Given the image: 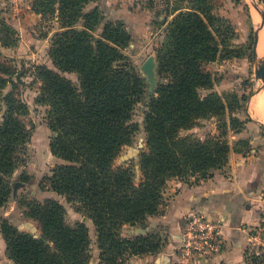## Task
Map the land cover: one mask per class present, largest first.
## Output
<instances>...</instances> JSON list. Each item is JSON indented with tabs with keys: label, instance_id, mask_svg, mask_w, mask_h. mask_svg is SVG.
<instances>
[{
	"label": "trees",
	"instance_id": "16d2710c",
	"mask_svg": "<svg viewBox=\"0 0 264 264\" xmlns=\"http://www.w3.org/2000/svg\"><path fill=\"white\" fill-rule=\"evenodd\" d=\"M55 1L60 8H53ZM88 1L37 0L33 8L58 17L62 27L51 37L55 68L33 66L41 82L35 101L46 107L52 131L50 148L64 161L45 179L94 221L101 250L97 264H134L136 258L162 247L148 217L159 213L167 181L210 176L228 163L232 150L248 148L244 139L231 146L227 135L229 130L241 133L252 120L246 106L241 109L251 94L218 93V78L206 64L252 58L254 35L249 33L245 43L238 41L230 20L214 12L216 0H173L168 5L172 13L180 11L157 48V74L163 80L146 107V148L138 153L137 172L134 166H115L123 147L133 145L138 130L133 110L147 87L126 52L133 34L124 17L107 18L101 8L85 11L82 6ZM0 23L19 34L9 20L1 18ZM250 40L247 53L244 46ZM18 45L16 38L9 48ZM65 72L76 73L78 83ZM4 87L0 86V205L12 194L11 177L25 163L32 130L25 121L28 103L13 91L5 93ZM202 90L208 92L203 95ZM242 110L249 117L246 121L241 120ZM211 117L217 118V135L199 139L183 134L199 119ZM65 214L57 201L35 204L44 237L23 231L9 218L3 220L1 231L13 264H91L87 226L72 227Z\"/></svg>",
	"mask_w": 264,
	"mask_h": 264
},
{
	"label": "rangeland",
	"instance_id": "374dc122",
	"mask_svg": "<svg viewBox=\"0 0 264 264\" xmlns=\"http://www.w3.org/2000/svg\"><path fill=\"white\" fill-rule=\"evenodd\" d=\"M105 1L108 5L112 4V6L116 4L129 6L133 2V0ZM155 3L157 7L154 12L161 10L164 6L162 0H155ZM101 9L107 18L124 17L127 20L128 27L133 34V41L126 49V52L131 56V63L134 69L141 74L147 85L143 98L135 105L133 110V120L138 123V130L134 135L133 145L123 147L115 162L117 167L134 166L138 172V153L146 148V133L144 131L146 107L150 98L155 95L158 83L163 80L158 73L156 84L152 87L147 73L142 69V65L149 55L160 47L163 36H161V30L154 26L153 28L151 27L152 13L146 8H139L136 11L134 8ZM255 9L250 0L215 1L216 12L234 24L239 34L237 40L242 42L245 41L249 33L254 35L255 27L261 22L260 14ZM84 10L87 11L89 8H84ZM1 18L12 22L18 28L20 35L0 23V86H5L3 90L5 93L13 91L28 103L29 112L25 116V121L32 130L25 154V163L19 166L11 177L13 182L12 194L5 204L0 205V264H13V261L8 256L7 245L1 231L3 220L9 218L23 228V231L32 232L36 237H44L41 222L34 215V206L36 203H45L47 200L57 201L64 206L66 221L72 227H75L77 223H83L87 226L91 240L90 253L92 257L90 263L97 264L101 250L94 221L88 214L78 210L79 205L69 202L64 195L52 190L49 187V182L45 179L46 176L51 174L53 168L64 161L54 155L50 148L52 131L45 118L46 107L37 104L35 101L41 82L34 76L33 66L45 64L55 68L49 50L51 47V34L54 32V28L57 27V22L50 20L49 15H47L46 19L39 21L36 16L27 15L26 12L23 13L18 8H0V20ZM16 38L19 39V45L15 48H9L14 44ZM249 46L251 47V40L244 46V51L246 50L247 53L251 52ZM221 64L223 66L221 68L222 71H215L217 76L222 73L220 80L222 78L225 79L218 83L221 90L236 83V88L234 87V89L241 92L243 87L246 96H248L260 86V81L256 80L254 74L253 57L236 61L225 60L221 61ZM214 67L216 65L210 68L215 70ZM227 68L230 72L233 70L234 75L241 76V79L227 75ZM70 76L76 80L74 74H70ZM236 79L239 81H236ZM75 82L78 83V80ZM245 106L246 99L243 100L241 108L244 111ZM252 117L256 118L253 113ZM1 118L2 113H0V121ZM248 118V115H246V119ZM212 123L213 121L211 120H202L194 127L196 132L187 134L191 133L195 138L205 139V137L201 138L200 133L209 135L212 131ZM261 129L264 131L263 126H261ZM218 132L220 133L221 130H218ZM173 178L180 179L178 177ZM167 187L165 186L162 191L159 213L149 216L148 221L151 217H159L165 214L169 204L167 201ZM153 231L160 240L164 239L161 231H157V229ZM123 234L127 235L126 232H123ZM245 264H264V252L257 254V256L248 255Z\"/></svg>",
	"mask_w": 264,
	"mask_h": 264
},
{
	"label": "crops",
	"instance_id": "0c3cea01",
	"mask_svg": "<svg viewBox=\"0 0 264 264\" xmlns=\"http://www.w3.org/2000/svg\"><path fill=\"white\" fill-rule=\"evenodd\" d=\"M36 1L0 0V8H18L19 11L26 12L27 15H34L41 21L47 16L37 13L33 9L38 6ZM262 1L264 4V0ZM162 2L164 6L161 10H157L158 12H154L157 7L155 0H133L129 6L117 4L112 6V4L108 5L105 0H90L84 2L82 8H89V10L92 8H134L135 11L139 8H146L152 13L151 27L154 26L161 30L163 40L166 26L180 9L172 13L168 5L173 0H162ZM53 8H60L59 1L53 3ZM214 12L219 14L215 9ZM50 20L57 22L53 34L62 29L58 17L50 16ZM232 25L234 26L233 23ZM149 56L154 57L157 74L159 66L157 48ZM225 60L227 59L206 64V69L217 78L219 77L214 84V90L218 93L236 90L234 85L223 90L218 85L224 78L220 80L222 73L219 72L221 74L217 76L215 71H222L221 61ZM214 65H216L215 70L210 68ZM64 74L73 81L78 80V76L74 72H65ZM70 74H74L76 80L71 78ZM227 75L241 79V76L234 75L233 70L230 72L228 68ZM238 79L236 81H239ZM207 92L208 90H202L203 95ZM239 93H245L243 87ZM255 112L257 113L256 109ZM257 114L264 119L262 114ZM246 115V112L242 110L241 120L246 121ZM202 120L213 121V127H211L212 131L209 135L200 133L201 138L219 133L216 117L202 118L198 122ZM244 125L245 128L241 133L229 130L227 138L231 146L240 139L247 140L248 148L242 152L232 150L225 166L214 170L210 176L204 178L189 176L185 180L172 178L167 181L166 191L169 203L167 210L164 215L149 218V223L153 226L151 230L161 231L164 237L162 247L158 253L136 258L134 264H181L178 247L182 242L187 215L193 211L200 212L211 220L219 221L224 240L220 252L209 257H200L195 264H245L248 255L256 250L264 252V131L252 120L245 122ZM185 131L183 134L196 132L194 128ZM255 235L258 237L256 241L253 240Z\"/></svg>",
	"mask_w": 264,
	"mask_h": 264
},
{
	"label": "built area",
	"instance_id": "2783aa9c",
	"mask_svg": "<svg viewBox=\"0 0 264 264\" xmlns=\"http://www.w3.org/2000/svg\"><path fill=\"white\" fill-rule=\"evenodd\" d=\"M258 237L253 236L256 241ZM224 240L221 223L193 211L187 215L182 242L178 247L181 264H195L200 257H209L221 251ZM260 254V250L255 251Z\"/></svg>",
	"mask_w": 264,
	"mask_h": 264
},
{
	"label": "water",
	"instance_id": "95a60500",
	"mask_svg": "<svg viewBox=\"0 0 264 264\" xmlns=\"http://www.w3.org/2000/svg\"><path fill=\"white\" fill-rule=\"evenodd\" d=\"M256 10L259 12L261 17V22L255 27L254 33V45H253V64H254V74L256 80L260 81V86L257 87L252 94L248 97L246 102L247 113L251 117L252 121L258 126L264 127V119L259 117V115L255 112L253 107L254 98L264 90V54L258 53L257 45L260 39V34L262 29L264 28V6L262 4V0H250ZM156 63L154 61L153 56H149L142 65V69L147 73V77L149 82L152 84V87L156 84ZM252 111V112H251ZM252 113L256 116V118L252 117Z\"/></svg>",
	"mask_w": 264,
	"mask_h": 264
},
{
	"label": "bare ground",
	"instance_id": "6f19581e",
	"mask_svg": "<svg viewBox=\"0 0 264 264\" xmlns=\"http://www.w3.org/2000/svg\"><path fill=\"white\" fill-rule=\"evenodd\" d=\"M257 48L259 51V55L264 53V30L261 32V36H260V40L258 42ZM253 107H254V109H256L257 113L262 114L264 116V91H261L254 98Z\"/></svg>",
	"mask_w": 264,
	"mask_h": 264
}]
</instances>
